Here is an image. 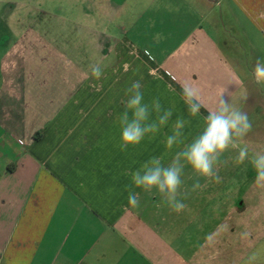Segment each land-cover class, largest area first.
<instances>
[{
  "label": "crops",
  "instance_id": "1",
  "mask_svg": "<svg viewBox=\"0 0 264 264\" xmlns=\"http://www.w3.org/2000/svg\"><path fill=\"white\" fill-rule=\"evenodd\" d=\"M222 1L202 0L186 40L159 55L126 41L93 48L81 39L69 46L56 29L9 30L7 45L0 44V264H228L227 257L210 256V238L203 237L199 252L180 251L167 236L175 220L163 218L160 195L134 188L130 175L152 157L167 164L181 150L183 145L168 151L164 143L177 117L187 121V143L225 89L237 107L244 93L251 104L260 98L250 85V64L235 56L245 73L235 67L203 22L218 4L230 11L246 4L248 21L264 35V0ZM116 47L122 59L115 58ZM148 63L158 76L148 74ZM93 64L104 66L98 80ZM136 80L145 102L159 98L173 116L154 138L122 152L117 121L125 90ZM186 84L199 90L205 106L197 117L188 115L180 98ZM130 188L139 194L138 207L128 205ZM237 204L229 203L231 211H241ZM253 230L259 227L251 226L236 243L254 237ZM221 241H215L219 250ZM234 251L241 264L248 254Z\"/></svg>",
  "mask_w": 264,
  "mask_h": 264
},
{
  "label": "rangeland",
  "instance_id": "2",
  "mask_svg": "<svg viewBox=\"0 0 264 264\" xmlns=\"http://www.w3.org/2000/svg\"><path fill=\"white\" fill-rule=\"evenodd\" d=\"M201 6L202 0H0V44L7 45L4 39L10 29L50 28L59 31L69 46L81 39L93 48L98 44L111 48L113 43L126 41L159 55L186 40L192 25L197 24ZM247 10L252 11L246 4L235 11L226 8V3L218 4L203 23L235 67L237 56L240 63H249L253 69L257 59L264 60V35L260 25L248 21ZM232 17L238 22L233 23ZM15 39L12 36V41ZM119 48L116 59L124 57ZM67 54L73 56L75 51L68 49ZM151 67L148 63V74L156 76ZM238 69L245 73L243 65ZM250 85L263 95L253 104L243 98L239 105L248 113L253 128L238 147L247 146L251 157L264 153V85ZM238 147L225 152L216 166L221 182L205 178L203 190L192 191L196 177L191 167L185 166L178 197L186 205L182 212L172 211L161 198L163 218L175 220L174 232L167 236L171 235L180 251L191 247L199 252L203 237L210 238L206 245L211 257H227L228 264H238L241 256L234 247H240L245 255L264 249V189L255 185V171L248 160L235 163ZM199 179L202 184L203 178ZM235 201L241 211H231L229 203ZM251 226L259 227L256 233L251 231L256 238L260 236L259 240L255 242L254 236L236 243L242 234H249ZM216 239L222 240L220 250ZM229 239L233 242H224ZM247 256L242 257L245 260ZM259 264H264V255Z\"/></svg>",
  "mask_w": 264,
  "mask_h": 264
},
{
  "label": "clouds",
  "instance_id": "3",
  "mask_svg": "<svg viewBox=\"0 0 264 264\" xmlns=\"http://www.w3.org/2000/svg\"><path fill=\"white\" fill-rule=\"evenodd\" d=\"M91 75L97 80L104 74V66L93 64L90 66ZM252 78L258 85H264V60L257 59L252 69ZM127 96L124 102V111L118 117L121 129L119 149L126 152L130 147H136L146 137L154 138L161 129L169 124L173 116V109H164L159 98L150 103L144 101L142 84L139 80L133 81L125 90ZM180 98L187 108L190 117H197L201 108L199 90L191 85H182ZM247 99V95L243 97ZM153 114L155 118L153 119ZM187 121L181 116L172 122L171 134L165 137V148L171 151L174 147L183 145L170 162L163 163L162 157H152L145 161L141 168L130 173L131 184L136 189H143L151 193L153 189L163 201L176 213L182 212L186 205L178 197L181 195V177L185 166H190L196 179L192 191L200 190L207 185H201L199 178H207L216 183L221 182L216 166L220 158L229 149L237 148L243 144L247 135L252 131L253 124L248 113L241 110L229 99L227 89L219 94L216 106L207 110L203 117L202 130L190 142L185 143L184 128ZM248 160L255 171V185L264 189V153H254L249 156L247 146L238 147L235 163L241 164ZM128 174V173H126ZM128 205L139 206V194L128 190ZM247 238L248 234H242ZM264 249L251 252L244 264H259Z\"/></svg>",
  "mask_w": 264,
  "mask_h": 264
}]
</instances>
